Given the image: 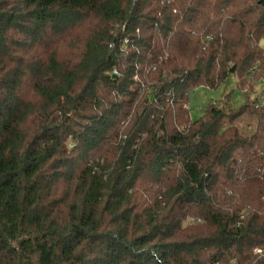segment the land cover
Masks as SVG:
<instances>
[{
  "label": "trees",
  "instance_id": "obj_1",
  "mask_svg": "<svg viewBox=\"0 0 264 264\" xmlns=\"http://www.w3.org/2000/svg\"><path fill=\"white\" fill-rule=\"evenodd\" d=\"M232 75L261 0H0V264H264L262 93L187 107Z\"/></svg>",
  "mask_w": 264,
  "mask_h": 264
},
{
  "label": "rangeland",
  "instance_id": "obj_2",
  "mask_svg": "<svg viewBox=\"0 0 264 264\" xmlns=\"http://www.w3.org/2000/svg\"><path fill=\"white\" fill-rule=\"evenodd\" d=\"M263 45V43H261ZM237 77L232 75L228 81L215 90L206 87H197L188 94L187 107L191 121H197L205 115L210 105H217L225 108H236L246 98L253 100L262 93L264 101V86L256 84L250 90L248 87L236 89Z\"/></svg>",
  "mask_w": 264,
  "mask_h": 264
},
{
  "label": "built area",
  "instance_id": "obj_3",
  "mask_svg": "<svg viewBox=\"0 0 264 264\" xmlns=\"http://www.w3.org/2000/svg\"><path fill=\"white\" fill-rule=\"evenodd\" d=\"M262 178H264V175L262 176ZM254 253H255L256 255H259V256L264 257V251L261 250V249H256V250L254 251Z\"/></svg>",
  "mask_w": 264,
  "mask_h": 264
},
{
  "label": "water",
  "instance_id": "obj_4",
  "mask_svg": "<svg viewBox=\"0 0 264 264\" xmlns=\"http://www.w3.org/2000/svg\"><path fill=\"white\" fill-rule=\"evenodd\" d=\"M261 4H264V0H261ZM235 71V67H232L229 71L230 74H233Z\"/></svg>",
  "mask_w": 264,
  "mask_h": 264
}]
</instances>
